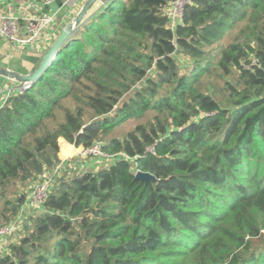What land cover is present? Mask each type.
<instances>
[{
  "label": "trees",
  "instance_id": "trees-1",
  "mask_svg": "<svg viewBox=\"0 0 264 264\" xmlns=\"http://www.w3.org/2000/svg\"><path fill=\"white\" fill-rule=\"evenodd\" d=\"M171 1L97 0L0 108V225L60 140L124 155L55 182L0 264H264V0H191L173 27Z\"/></svg>",
  "mask_w": 264,
  "mask_h": 264
},
{
  "label": "built area",
  "instance_id": "built-area-1",
  "mask_svg": "<svg viewBox=\"0 0 264 264\" xmlns=\"http://www.w3.org/2000/svg\"><path fill=\"white\" fill-rule=\"evenodd\" d=\"M73 1L45 0L39 7L34 8L33 12H28V9V11L25 10L24 13L20 14L0 10V38L16 48L29 49L32 54H41L42 56L63 28H59V10L61 7L58 10H53L52 6L56 4L71 6ZM190 1L173 0L163 6V16L171 27L180 21L183 10L185 6L190 4ZM22 87L23 89L26 88L25 85ZM15 89L7 86L0 88V108ZM79 156L96 159L100 162V167H106L112 164L116 158L124 157L123 154L118 156L106 155L102 152L101 142H95L91 147L81 149ZM66 163L60 161L49 175H41L40 181L31 189L18 214L7 224L0 225V255L7 251L8 245L15 241L13 239L18 234L23 233L24 225L29 224L32 219L42 212L41 204L49 194L55 180L60 176V173L70 167V164ZM78 167H82L80 162L77 165Z\"/></svg>",
  "mask_w": 264,
  "mask_h": 264
},
{
  "label": "crops",
  "instance_id": "crops-1",
  "mask_svg": "<svg viewBox=\"0 0 264 264\" xmlns=\"http://www.w3.org/2000/svg\"><path fill=\"white\" fill-rule=\"evenodd\" d=\"M45 0H0V10L5 11V12H13L14 14H20L24 13L25 10L29 11L28 12H33L34 8L39 7ZM86 2V0H74L73 3L70 5H65L61 6V4H56L52 6L53 10H58L59 7L61 9L59 10V23H60V29L64 27L67 23H69L75 15L79 12L83 4ZM10 52H15V53H20L22 56H27L29 60H31V67L32 69L30 70H25L22 72L15 71L13 68L10 67H4L0 65V68L8 69L12 72L21 74V75H26L30 71L33 70L34 65L36 61L39 60V58L34 57L32 55H41V54H32L29 49H20L12 46L10 43L7 41L3 40L0 38V56L5 57L3 54L7 56V58L11 57L9 55ZM36 60V61H35ZM1 87L7 86L9 88L15 89L18 84L15 81H12V85H7V81L3 80L0 82ZM64 150V151H63ZM77 152V148L74 146L68 145L65 143L63 140L59 141V152L57 153V161H62L63 159H67L68 156L70 157L73 153ZM99 163L96 159H88V160H83L80 161V165L83 167V169H88L86 172L90 171H96L98 168H100ZM45 168V166H44ZM38 176H35L32 178L27 185L24 188H21L20 191L26 194V199L29 196L31 189L29 187V184L34 182L36 179L37 181Z\"/></svg>",
  "mask_w": 264,
  "mask_h": 264
},
{
  "label": "water",
  "instance_id": "water-1",
  "mask_svg": "<svg viewBox=\"0 0 264 264\" xmlns=\"http://www.w3.org/2000/svg\"><path fill=\"white\" fill-rule=\"evenodd\" d=\"M96 1L97 0H86L79 12L75 15V17L61 29L57 38L47 48L45 53L41 56L37 66L32 71H30L26 75H21L12 72L8 69L0 68V76L8 80L15 81L18 84L17 89L19 91H23L31 83L39 79V77L44 73L52 59L64 45L66 40L74 33L76 26L83 21V19L86 17V15L90 11L91 7L96 3ZM24 85L26 88L23 89L22 86ZM74 147L76 148L75 144ZM134 178L140 181H155L151 175L139 171L135 173Z\"/></svg>",
  "mask_w": 264,
  "mask_h": 264
},
{
  "label": "rangeland",
  "instance_id": "rangeland-1",
  "mask_svg": "<svg viewBox=\"0 0 264 264\" xmlns=\"http://www.w3.org/2000/svg\"><path fill=\"white\" fill-rule=\"evenodd\" d=\"M3 55L5 57L0 56V65L1 66L13 68L15 71H18V72H22V71H25V70L32 69V67H31V60H29V58L27 56H22V55H20V53H15V52H10L9 55L11 57H9V58H7V56L5 54H3ZM32 56L39 58V60L41 58V55L40 56L39 55H32ZM39 60L38 61L35 60L36 63L34 65V68L38 64ZM185 64H187V62H184L183 65H185ZM3 80L4 81L5 80L7 81V85H10L12 83L11 80H8V79L0 76V82L3 81ZM1 85L2 84H0V87H1ZM17 91H18V89H15V90H13L12 93H15ZM134 125H135L134 122L129 121V122L123 124L121 127H118L116 130H114L113 131V134L114 135H117V136H120L122 133H124V132L132 129L134 127ZM79 152H80V149H77V152L76 153H73L70 157L68 156L67 159H63L62 160L65 163L67 162L66 164L69 163L70 164V167L67 168V169H65L62 173H60L59 174L60 176L55 180V182H58L61 179L72 178V177H74L76 175H80V174H82V173H84V172H86L88 170V169H86V170L83 169V167H78L77 168V165H78V163L80 161L88 160V158L80 157L79 156ZM59 162H54L53 165L50 168L45 167L42 175L43 176L49 175L52 172V170L55 168V166ZM41 177L42 176L39 175L38 178H37V181L35 179L34 182L31 184V186L29 184L30 189H33L36 186V184H38V182L40 181ZM21 236H22V234H18L16 236V238L13 239V240H15L14 242H16L18 240V238L21 237Z\"/></svg>",
  "mask_w": 264,
  "mask_h": 264
},
{
  "label": "bare ground",
  "instance_id": "bare-ground-1",
  "mask_svg": "<svg viewBox=\"0 0 264 264\" xmlns=\"http://www.w3.org/2000/svg\"><path fill=\"white\" fill-rule=\"evenodd\" d=\"M64 151V150H63Z\"/></svg>",
  "mask_w": 264,
  "mask_h": 264
}]
</instances>
